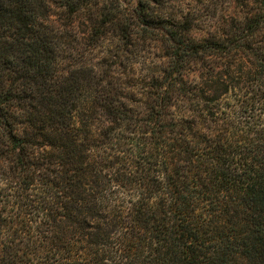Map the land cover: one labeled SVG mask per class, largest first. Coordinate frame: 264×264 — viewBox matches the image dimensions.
I'll return each instance as SVG.
<instances>
[{
  "label": "trees",
  "instance_id": "obj_1",
  "mask_svg": "<svg viewBox=\"0 0 264 264\" xmlns=\"http://www.w3.org/2000/svg\"><path fill=\"white\" fill-rule=\"evenodd\" d=\"M53 4L82 8L0 0V264H264V51L238 38L263 73L228 111L229 73H186L225 43L168 31L140 111L93 69H59Z\"/></svg>",
  "mask_w": 264,
  "mask_h": 264
},
{
  "label": "rangeland",
  "instance_id": "obj_2",
  "mask_svg": "<svg viewBox=\"0 0 264 264\" xmlns=\"http://www.w3.org/2000/svg\"><path fill=\"white\" fill-rule=\"evenodd\" d=\"M76 1L82 8L73 16L52 6L53 20L68 32L61 40L59 69L66 73L79 67L93 69L121 87L140 111L150 101L155 79L164 73L173 50L168 31L181 34L189 45L225 43L223 52L205 56L207 52L186 73L198 80L212 72L229 73L230 91L223 101L228 111L238 109V88L232 86L244 82L250 87L263 73L255 56L238 52V38L247 36L256 54L264 51V22L260 33L249 35L248 30L255 16L264 21V3L258 0Z\"/></svg>",
  "mask_w": 264,
  "mask_h": 264
}]
</instances>
